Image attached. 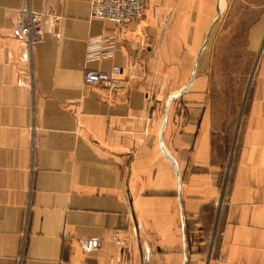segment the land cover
<instances>
[{"label":"crops","instance_id":"0c3cea01","mask_svg":"<svg viewBox=\"0 0 264 264\" xmlns=\"http://www.w3.org/2000/svg\"><path fill=\"white\" fill-rule=\"evenodd\" d=\"M211 3L146 0L116 25L89 0H0V264H264V17L228 164L205 92H190L209 81ZM27 6L45 32L32 61L15 37ZM113 65L119 89L83 82Z\"/></svg>","mask_w":264,"mask_h":264},{"label":"rangeland","instance_id":"374dc122","mask_svg":"<svg viewBox=\"0 0 264 264\" xmlns=\"http://www.w3.org/2000/svg\"><path fill=\"white\" fill-rule=\"evenodd\" d=\"M221 16L212 26L205 54L209 65V81L195 83L191 94L203 89L208 108H212L214 157L230 164L232 124L237 97L242 98L251 81L253 56L247 47L251 26L264 17V0H222ZM208 26L216 16L213 3L207 5ZM220 63V69L216 68ZM224 68V72L222 70ZM224 73L223 78L221 75ZM188 78V75H187ZM198 78V77H197ZM194 103V101H193ZM194 105V104H193ZM220 115V116H218ZM227 164V165H228ZM230 168V167H228ZM226 169V179L229 169Z\"/></svg>","mask_w":264,"mask_h":264},{"label":"built area","instance_id":"2783aa9c","mask_svg":"<svg viewBox=\"0 0 264 264\" xmlns=\"http://www.w3.org/2000/svg\"><path fill=\"white\" fill-rule=\"evenodd\" d=\"M146 0H89L90 17L110 21L116 25H127L140 20L144 13ZM45 36L43 20L40 14L33 12L28 6L19 10L15 18V37L24 46L25 55L33 60V50L43 41ZM98 48L105 42L102 36H95ZM92 40V39H91ZM92 48V47H91ZM90 57L104 59L107 53L89 51ZM121 67L113 65L108 70L86 69L83 72V82L87 85H98L107 91L120 88Z\"/></svg>","mask_w":264,"mask_h":264},{"label":"water","instance_id":"95a60500","mask_svg":"<svg viewBox=\"0 0 264 264\" xmlns=\"http://www.w3.org/2000/svg\"><path fill=\"white\" fill-rule=\"evenodd\" d=\"M221 1L222 0H216L215 9H216V14L217 15H216L211 27L219 19L220 15H221ZM209 35H210V31H209V34L207 35L206 40H205V42H204L202 47L205 46L207 40L209 39ZM194 76H195V71L193 70L190 80L185 84V86H183V88L180 91L172 93L169 96V98H168V102L171 99L176 98V97L180 96L181 94H183L184 92H186L188 90V88L190 87V85H191V83H192V81L194 79ZM166 118H167V116L164 117V120H163V123H162V130H163V127L165 126ZM161 142H162V140H161ZM161 149H162L163 154L165 155V157L168 158L171 163L175 164V159L164 149L162 143H161ZM175 171H176V174H177V181H178V184H179V187H180V178H179V170H178V168H176Z\"/></svg>","mask_w":264,"mask_h":264},{"label":"bare ground","instance_id":"6f19581e","mask_svg":"<svg viewBox=\"0 0 264 264\" xmlns=\"http://www.w3.org/2000/svg\"><path fill=\"white\" fill-rule=\"evenodd\" d=\"M222 3H223V2H222ZM222 3H221V4H222Z\"/></svg>","mask_w":264,"mask_h":264}]
</instances>
